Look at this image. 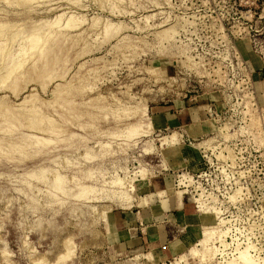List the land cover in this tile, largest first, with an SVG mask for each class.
<instances>
[{"label": "rangeland", "instance_id": "1", "mask_svg": "<svg viewBox=\"0 0 264 264\" xmlns=\"http://www.w3.org/2000/svg\"><path fill=\"white\" fill-rule=\"evenodd\" d=\"M13 1L0 264H231L250 248L264 264V0ZM40 30L61 47L22 51L7 80ZM149 224L161 241L141 239ZM208 230L214 252L191 257Z\"/></svg>", "mask_w": 264, "mask_h": 264}, {"label": "bare ground", "instance_id": "2", "mask_svg": "<svg viewBox=\"0 0 264 264\" xmlns=\"http://www.w3.org/2000/svg\"><path fill=\"white\" fill-rule=\"evenodd\" d=\"M10 1H13V0H10ZM15 1V0H14ZM13 1V2H14ZM27 1H29L30 2V0H27ZM32 1V0H31ZM36 1V0H35ZM35 1H33V2H35ZM71 1V0H70ZM17 2H19L18 0H17ZM26 2V1H25ZM36 2H38V1H36ZM40 2H41V0H40ZM45 2V1H44ZM15 4H16V2H14ZM9 4V3H8ZM13 4V3H12ZM18 4V3H17ZM7 5V4H6ZM68 5H70V4H68ZM3 6H4V4H3ZM11 6V5H10ZM9 6V7H10ZM38 6V5H37ZM33 7H35V6H33ZM39 7H41L40 5H39ZM46 7V6H45ZM1 8H3V7H1ZM36 8H38V7H36ZM36 8H34V10H36ZM41 8H43V7H41ZM48 8V7H47ZM31 9V8H30ZM1 10V9H0ZM32 10V9H31ZM30 10V12H32ZM38 10H39V8H38ZM49 10H51V9H49ZM66 10V9H65ZM16 11V10H15ZM27 11V10H26ZM29 11V10H28ZM44 11H46V10H44ZM68 11V10H67ZM0 12H2V11H0ZM5 12V11H4ZM36 12V11H35ZM48 12V11H47ZM66 12V11H65ZM3 13V12H2ZM16 13H18V12H16ZM68 13V12H67ZM10 14H11V12H10ZM14 15H16V14H14ZM19 15V14H18ZM65 15V14H64ZM67 15V14H66ZM65 15V16H66ZM61 16V15H60ZM59 16V17H60ZM71 17V16H70ZM64 18V17H63ZM75 22V21H74ZM76 22H77V20H76ZM75 22V23H76ZM79 22V21H78ZM21 23V22H20ZM63 23V22H62ZM16 24V22L14 21V20H8V19H6V20H0V62L2 61L1 60V57H2V51H3V48H4V46H5V43L2 41V40H5V37L4 36H6V35H8V33H5V29H7L8 30V28L11 30V27H12V30L14 29V25ZM40 24V23H39ZM92 24V23H91ZM90 24V25H91ZM97 24V23H96ZM99 24H101V23H99ZM103 24V23H102ZM22 25V24H21ZM21 25H20V27H21ZM36 25H38V24H36ZM59 25H61V24H59ZM98 25V24H97ZM96 25V26H97ZM16 26V25H15ZM55 26V25H54ZM74 26H76V27H78L79 26V24H78V26H77V23L76 24H74V23H72L70 20H67V22L64 24V25H62L60 28H58L59 30V33L62 35L63 33H61L60 31H66L67 29H70V28H72V27H74ZM32 27V26H31ZM42 27V26H41ZM99 27H101V26H99ZM105 27V26H104ZM107 27V26H106ZM112 27V26H111ZM35 28H37V29H39V25H38V27H35ZM44 28H46V27H44ZM75 28V27H74ZM79 28V27H78ZM90 28V27H89ZM93 28V27H92ZM42 29V28H41ZM48 29H52V27H50V28H48ZM57 29V28H56ZM77 29V28H76ZM94 29V28H93ZM92 29V30H93ZM110 29V28H109ZM9 30V31H10ZM11 30V31H12ZM32 30H35V29H32ZM74 30V29H73ZM97 30V29H96ZM23 31V30H22ZM30 31H31V29H30ZM44 31L45 30H43V31H36V32H33V33H30V35H28L27 33H25V34H27V37L25 38L26 39V41H28L29 39V44L28 45H25V46H27L26 48H23L22 50H17V51H19V53L18 54H20V52H24V54L26 53V52H29V53H27V54H25L26 56H29L28 58L30 59V57H31V59L30 60H32V62L33 61H35V60H37V59H39L37 56H40L41 54H43L45 51H47V50H52V48H59V47H61V43H63L64 42V40H63V38L61 39H59V38H57L58 36H56V34H58V33H54V35L52 34V33H50V34H52V37H51V35H49L48 33H46V35H45V33H44ZM95 31V30H94ZM103 31V30H102ZM105 31V30H104ZM4 32V33H3ZM26 32V31H25ZM27 32H29V31H27ZM46 32V31H45ZM48 32H49V30H48ZM53 32V31H52ZM93 32V31H92ZM101 32V31H100ZM94 33V32H93ZM45 36H44V35ZM64 34H66V33H64ZM90 34V33H89ZM98 34V33H97ZM100 34V33H99ZM104 35H105V33H103ZM24 36V34L22 33V37ZM44 36V37H43ZM7 37V36H6ZM22 37H18L19 39L20 38H22ZM43 37V38H42ZM51 37V38H50ZM95 37H96V35H95ZM11 38V37H10ZM13 39V38H12ZM24 39V40H25ZM28 39V40H27ZM17 41H18V39H17ZM24 42V41H23ZM27 42V43H28ZM18 43H19V41H18ZM21 43V42H20ZM25 43V42H24ZM4 44V45H3ZM26 44V43H25ZM7 45V44H6ZM24 45V44H23ZM14 46V45H13ZM12 46V47H13ZM16 46H18L17 44H16ZM20 46H21V48H22V45L20 44ZM24 47V46H23ZM14 48V47H13ZM25 49V50H24ZM12 51V50H11ZM23 52H22V54L21 55H19L18 56V54L17 53H15L18 57H17V60H16V62L14 63V64H12V65H7V66H9V67H7L5 64V66H6V68H7V70H6V72H5V78L7 79V78H10V80H11V78L17 73V72H19L20 70H21V68L24 66V64H26L27 63V61L29 60L27 57H24V55H23ZM29 54V55H28ZM10 55V54H9ZM16 55L15 56H13V58L14 57H16ZM10 57V56H9ZM8 58V57H7ZM6 58V59H7ZM16 59V58H15ZM28 59V60H27ZM13 60V59H12ZM11 60V61H12ZM7 61V60H6ZM26 62V63H25ZM10 64H11V62H10ZM1 65V64H0ZM30 65V64H29ZM0 67H2V65L0 66ZM22 74V73H21ZM25 74V73H24ZM16 75H20V74H16ZM25 75H23V77H24ZM5 78H3V81L4 80H6ZM25 78V77H24ZM7 80H9V79H7ZM6 80V81H7ZM12 81V80H11ZM6 83V82H5ZM4 84V83H3ZM1 85V84H0ZM18 94V93H17ZM60 94V93H59ZM32 98H33V96H31ZM30 98V97H29ZM29 98H27L28 100H30ZM1 100V99H0ZM27 100V102H29ZM64 100V99H63ZM24 102H26V101H24ZM56 101H54L53 103H55ZM63 102V101H62ZM23 103V102H22ZM119 103V102H118ZM52 105H54V104H52ZM21 106H22V104H21ZM24 106V105H23ZM22 106V107H23ZM40 107V106H39ZM21 108V107H20ZM29 108V107H28ZM23 109H24V107H23ZM34 109H36V108H34ZM39 109H41V107L39 108ZM65 109V108H64ZM37 110H38V107H37ZM30 111V110H29ZM68 110L66 109V112H67ZM44 113V112H43ZM30 114V113H29ZM45 117V116H44ZM50 117V116H49ZM81 117V116H80ZM148 118V117H147ZM42 119V118H41ZM50 119V118H49ZM55 119V118H54ZM30 121V120H29ZM54 121V120H53ZM37 122V121H36ZM51 122V121H50ZM37 123H39V122H37ZM43 123V122H42ZM55 123V122H54ZM53 124V123H52ZM150 124V123H149ZM36 124L34 123V125H32V127H36L35 126ZM144 125V124H143ZM125 127H127V126H125ZM142 127V126H141ZM61 128V127H60ZM130 128V129H129ZM129 128H127V132L128 133H131L132 131H134L136 128H138V126H132V127H130L129 126ZM35 129H37V128H35ZM129 129V130H128ZM33 130V129H32ZM38 130H39V128H38ZM42 130V129H41ZM40 130V131H41ZM50 132V131H49ZM33 137H34V135H33ZM44 141V140H43ZM1 143V142H0ZM49 143V142H48ZM107 147V146H106ZM1 150V149H0ZM88 156V155H87ZM61 180H63V179H61ZM81 180V179H80ZM125 180V179H124ZM122 182V181H121ZM120 182V179H116L113 183H115V184H120L121 183ZM60 183H61V181H60ZM59 183V184H60ZM63 184V183H62ZM83 186V185H82ZM85 186H83L82 188H84ZM121 187V186H120ZM94 188V187H93ZM85 189H87V191H88V189L89 188H85ZM82 190V189H81ZM81 190H79V191H81ZM93 190V189H92ZM84 190H82V192L81 193H84L83 192ZM86 191V190H85ZM94 191V190H93ZM95 192V191H94ZM79 193V192H78ZM89 194V193H88ZM97 194V193H96ZM84 195V194H83ZM119 196H121V197H118L119 198V200L120 201H122L121 199H123V200H126V201H130V199H132L131 197H129L128 196V194H124V193H122L121 192V195H119ZM84 197H87V195L86 196H84ZM121 198V199H120ZM123 203H125V202H123ZM126 204V203H125ZM130 204V203H129ZM216 217L217 216H214L213 218H212V220H217L216 219ZM208 219V218H207ZM207 219H206V221H207ZM210 219V218H209ZM225 222V221H224ZM211 232L208 230V231H202L201 232V236H200V241H201V246H202V249H203V251H200V249H197V248H193L192 249V252H191V257H196V256H201L203 259H205V257L208 255V254H212L213 252H214V247H212V245H210V234ZM220 235V234H219ZM225 236V235H224ZM212 238V237H211ZM220 239H221V236L219 237ZM224 241V240H223ZM220 242H221V240H220ZM70 243H71V241H70ZM223 243V242H222ZM67 245V244H66ZM68 246V245H67ZM71 246V245H70ZM226 246V245H225ZM69 247V246H68ZM251 247V246H250ZM249 247V248H250ZM253 247V246H252ZM250 249H253V248H250ZM250 249H246L247 251H242L241 253H239V256H238V258L237 259H235L234 261H232V263L231 264H262V263H260V261L259 260H256V259H252L251 258V256H250V253H249V250ZM145 257H147L148 259H151V258H153L152 257V254L151 253H147V254H145L144 255ZM154 257H156V256H154ZM153 260V259H152Z\"/></svg>", "mask_w": 264, "mask_h": 264}, {"label": "crops", "instance_id": "3", "mask_svg": "<svg viewBox=\"0 0 264 264\" xmlns=\"http://www.w3.org/2000/svg\"><path fill=\"white\" fill-rule=\"evenodd\" d=\"M162 226L160 227H153V225H148L146 229V237H142L141 239L144 241H149V242H158L161 241L163 238L162 234Z\"/></svg>", "mask_w": 264, "mask_h": 264}]
</instances>
